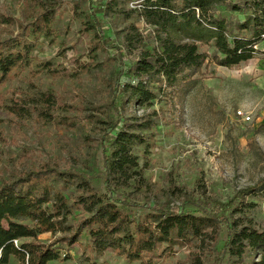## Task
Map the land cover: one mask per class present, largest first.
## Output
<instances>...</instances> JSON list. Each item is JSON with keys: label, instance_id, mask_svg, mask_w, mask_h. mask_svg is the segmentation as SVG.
<instances>
[{"label": "rangeland", "instance_id": "rangeland-1", "mask_svg": "<svg viewBox=\"0 0 264 264\" xmlns=\"http://www.w3.org/2000/svg\"><path fill=\"white\" fill-rule=\"evenodd\" d=\"M38 1L58 2L52 35L40 37L29 63L16 69L0 87V181L7 179L10 171L52 161L83 175L104 194L102 161L103 149L109 148L104 139L107 126L88 116L113 122L122 116L128 123L136 120L146 126L131 128L143 139L133 147L135 170L140 175L116 190L118 199L129 203L132 212L163 205L197 213L198 208L226 203L238 190L264 178V48L254 59L233 68L206 61L196 86L183 100L165 88L156 91V84H151L150 89L157 94L151 105L124 99L113 106L115 80L127 79L118 75L120 58L104 50L86 30L98 0ZM142 1L115 0L109 9L97 14L105 38L125 53L126 65L135 62L139 52L156 46L153 30L131 13ZM31 3L0 0V40L18 33ZM130 25L142 35L135 51L124 46ZM92 47L96 50L90 52ZM206 51L205 46L199 47V52ZM47 94L63 105L49 109L50 117H40L37 111L44 106L39 101ZM238 110L249 113L251 121L239 120ZM58 187L68 197L73 195V189ZM247 201L255 204L249 212L255 226L264 229V202L253 197ZM80 216L75 210L69 224ZM51 239L50 234L39 237L44 243ZM225 239L223 232L215 242L207 239L175 246L168 256L151 264H215ZM86 240L83 235L79 244L63 248L61 258L66 259L50 264H81L84 259L88 260L84 264H143L128 262L110 250L95 254ZM143 254L148 256L146 251ZM192 256H197L198 262L194 263ZM253 260L250 253L242 262L226 257L222 264H251ZM9 264H16V260L12 258Z\"/></svg>", "mask_w": 264, "mask_h": 264}, {"label": "trees", "instance_id": "trees-1", "mask_svg": "<svg viewBox=\"0 0 264 264\" xmlns=\"http://www.w3.org/2000/svg\"><path fill=\"white\" fill-rule=\"evenodd\" d=\"M97 2L86 30L104 50L120 58L118 75L127 79L115 80L113 106L124 99L151 105L157 98L151 84H156V91L165 88L177 100H183L196 86L206 61L233 68L254 59L264 48V0H143L131 13L153 30L156 46L139 52L136 61L126 65L125 53L105 38L97 19V14L109 9L115 0ZM57 5V1L43 4L32 0L18 33L0 40V87L16 69L29 63L39 38L52 35ZM141 42L142 35L130 25L124 37L125 48L138 50ZM201 46L207 51L199 52ZM95 50L90 48V52ZM39 102L44 106L37 111L40 117H50L49 109L63 105L48 94ZM88 119L107 126L104 139L109 148L103 149L102 161L104 194H99L83 175L52 161L8 172L7 179L0 181V264H9L12 258L16 264L64 260L63 248L79 244L83 235L95 254L110 250L128 262L151 264L156 258L168 256L175 246L207 239L215 242L223 232L226 239L217 251L215 264H222L226 257L242 262L250 253L255 256L251 264H264V229L255 226L249 216L255 204L247 201L253 197L264 202V178L238 190L226 203L198 208L197 213L163 205L132 212L129 203L118 199L116 190L140 175L135 170L133 147L143 139L131 128L146 126L136 120L128 123L122 116L115 122L96 116ZM58 184L73 189V195L63 194ZM75 210L81 216L69 224ZM44 234L52 237L48 243L39 240ZM192 261L198 262V257L192 256Z\"/></svg>", "mask_w": 264, "mask_h": 264}, {"label": "built area", "instance_id": "built-area-1", "mask_svg": "<svg viewBox=\"0 0 264 264\" xmlns=\"http://www.w3.org/2000/svg\"><path fill=\"white\" fill-rule=\"evenodd\" d=\"M236 116L243 123H249L251 121V117L249 113L244 112L243 110H238L236 112Z\"/></svg>", "mask_w": 264, "mask_h": 264}]
</instances>
